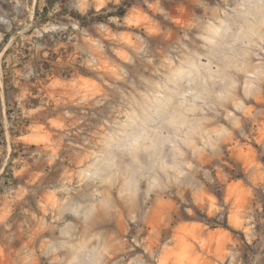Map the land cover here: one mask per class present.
I'll use <instances>...</instances> for the list:
<instances>
[{"label":"rangeland","instance_id":"374dc122","mask_svg":"<svg viewBox=\"0 0 264 264\" xmlns=\"http://www.w3.org/2000/svg\"><path fill=\"white\" fill-rule=\"evenodd\" d=\"M45 5L0 0V264H264V0Z\"/></svg>","mask_w":264,"mask_h":264},{"label":"trees","instance_id":"16d2710c","mask_svg":"<svg viewBox=\"0 0 264 264\" xmlns=\"http://www.w3.org/2000/svg\"><path fill=\"white\" fill-rule=\"evenodd\" d=\"M59 0H47V5H45L43 8H42V12L40 11L39 7L37 9V12H41L44 17H47L49 12L51 11V9H54L55 5L57 4ZM126 12L125 9H121V15H124ZM68 13L78 19H84L85 16L78 12V11H75V10H71V11H68ZM220 201L223 202V197L220 196L219 197ZM201 217V221L203 222H206L208 223L211 227H222V228H225V229H229V230H232L234 232H237L235 231V229H233L231 227V225L229 224L228 222V218H227V213L225 214V217L223 220H219V219H213V218H209L207 215H200Z\"/></svg>","mask_w":264,"mask_h":264}]
</instances>
